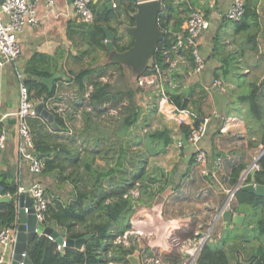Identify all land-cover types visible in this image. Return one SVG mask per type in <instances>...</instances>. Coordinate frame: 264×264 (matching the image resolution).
<instances>
[{"label":"trees","instance_id":"1","mask_svg":"<svg viewBox=\"0 0 264 264\" xmlns=\"http://www.w3.org/2000/svg\"><path fill=\"white\" fill-rule=\"evenodd\" d=\"M161 1L166 9L170 8L169 11H173L171 7L174 0ZM91 10L94 14L92 22L82 23L71 20L66 25V32L70 39H73L74 35H79L87 44V47L79 51L75 59H81L85 53L89 54L96 49H106L102 26L114 13L105 12L102 16L95 15L92 3ZM135 11L136 3L132 1L131 6L126 10L130 18L129 25L134 23L131 15ZM256 16L251 1L245 0L244 15L239 21L242 23L240 27L245 26L243 22L247 19L253 20ZM181 24L182 20L177 23V26L180 27ZM160 27L166 31V34L157 43L148 66L139 75L155 74L159 86L157 89L149 90L138 85L119 86L114 83L95 81L92 83V90L85 97L84 80L91 77L95 71L104 74L112 68L120 72V77H124L121 66L115 64H107L100 69L87 66L77 72H70V80L77 85L79 97L77 104L72 105V111L80 110L81 126L79 128L70 130L67 126L73 114L69 110L63 115L53 113L58 130L49 128L38 116L27 119L32 134L34 155L42 162L38 174L41 177L48 175L53 179L57 189H65L60 194L57 191L53 192L49 186L44 189L49 201L44 211L42 225L55 229L67 239L76 240L87 235L91 236L81 249L65 246L62 251L57 250L55 240L44 235L36 236L26 249L32 264H107L109 262L129 264L127 256L133 254L136 247L134 245L126 247L123 243H115V241L130 229L127 217L134 208L137 205L152 202L167 186H172V192L164 200L162 215L173 218L191 216V229L180 232L178 236L199 239L208 231L219 211L222 201L219 195L220 186L223 189L232 187L245 168L239 141L247 140V132L241 127H232L223 133L216 132L211 137L213 147L208 159L221 157L220 165L215 172V181L211 180L208 174H200V167L195 162L196 151L193 147L180 173H177L175 169L168 174L157 166L149 167L150 160L165 155L173 141L172 128L167 126L131 135V131L140 122L141 117L136 96L150 94L155 100L162 95V90L166 91L168 88L167 81H164L169 69L167 56L173 52L178 43L177 38L172 36V31L180 29L174 27L172 30H167L165 21L160 23ZM111 30L114 31V29ZM185 38L186 35L181 44L182 47L186 46ZM113 45L116 51L123 52L132 45V40L120 44L117 39H114ZM189 50L187 49L193 64ZM48 62V58H41L34 54L26 62L22 72L30 98L44 105L56 96L54 87L49 90L40 81L52 75L50 71L42 68V65H48ZM258 92L259 88H254L247 97L252 108L255 98L260 96ZM166 95L169 103L176 108L186 109L185 101L181 102L179 98L173 97L168 92ZM208 106L206 97L199 101L198 114L194 112L195 125L203 121L202 117L205 115L203 108ZM110 110H114L115 113L111 114ZM151 112L152 109H149L144 119H141L143 128L144 124H148ZM256 115L258 117L262 115L260 109ZM178 131L187 139L188 126L179 125ZM260 141L264 145V135ZM179 142L183 154L185 147L181 141ZM247 145L255 147L257 143L249 140ZM257 165L258 169L254 170L253 181L255 184L264 186V151L261 152ZM176 175L177 180H175ZM250 181L252 179L248 175L245 183ZM16 191L15 176L10 171L5 174L0 173V192L14 195ZM124 195H126L125 198ZM65 196L67 197L64 198ZM107 198H111L112 201L107 203L105 201ZM228 206L232 212L244 214L245 219L247 214L248 217H256L252 222L259 234L264 235V195L251 193L239 187L235 190ZM16 220L14 200L0 199V229L15 226ZM220 225L221 219L218 218L209 231L207 240L197 252L195 264H233L231 255L237 258L241 256L236 246H233L234 240L237 239L233 231L225 229L220 237L212 240L216 238ZM244 226L248 227V224L244 222ZM195 229L198 231L197 236L194 235ZM246 229L249 230V228ZM241 246L244 248V245L240 244L239 249ZM262 250L264 251L263 247ZM141 255V264H184L188 256L186 252L181 253L175 248L169 254H161L158 263L155 262L158 259L148 248L143 250ZM145 255L151 257L152 261H144ZM253 257H250L248 264L263 262L264 256H258L255 259Z\"/></svg>","mask_w":264,"mask_h":264},{"label":"crops","instance_id":"2","mask_svg":"<svg viewBox=\"0 0 264 264\" xmlns=\"http://www.w3.org/2000/svg\"><path fill=\"white\" fill-rule=\"evenodd\" d=\"M132 1L137 4L147 0L92 1L95 15L100 14L102 16L105 12L114 13L112 17L110 16L106 19V24L102 26V29L104 27L113 33L114 39H117V42L120 44L128 43L129 40H132L133 43V38L129 30L135 26V21L133 19L134 14L131 15L134 23L133 25H129L130 18L126 13V10L131 6ZM250 1L251 5L255 8L257 16L253 20L247 19L243 22V24H245V26L243 25V28L240 27V24L242 23L230 21L225 17L229 8L230 0H174L171 7L173 9L172 12L169 11L170 8L166 9L161 1L162 13L158 22V28L164 36L166 31L160 27L162 21L166 22L167 30H172L174 27L180 29L179 31H172V36L177 38L178 43L174 47L173 52L167 56L169 69L167 70V74L165 75L166 78L164 79V81H167L168 88L166 91L173 97L179 98L181 102L185 101L186 110L192 114H194V112L198 114V103L202 98L206 97L208 99V108H203L205 115L202 118L203 120H206V131L200 142V146L204 149L206 154L207 170L211 180L215 181V172L219 167L221 160L220 156L208 159L210 157L209 153H211L213 147L211 141L212 135L214 136L216 132L223 133L232 127H241L247 132V140L244 139L239 141L243 153L242 160L246 164L245 168L241 171L237 182L232 187L223 189L220 186L219 195L222 200L221 205L214 221L205 233H209L218 218L221 219V225L218 228L216 238H212V240L220 237L225 229L234 232L236 229L244 226V222L248 224V228L251 231L250 236L245 239L236 237L237 239L233 242V246H236L241 255L240 257L238 256V258L235 255H231L233 264H235V261H237V264H248L250 257L254 256L253 258L255 259V257L258 256H264V251L262 250V247L264 248V235L259 234L255 228V224L252 222L255 221L256 217H248L247 214L245 219L244 214L234 213L228 206L229 201L234 196L236 187L239 188L254 183V169L249 168L264 149V145H262L260 141L264 135V0ZM191 10L201 12L209 21V27L204 30L198 38V49L204 62V67L200 73L194 71V61L192 64L187 51V49H190L187 42L185 47L181 46L184 37L187 34L185 23L188 13ZM38 12L41 16L39 24L36 26H25L22 31L17 34V40L21 46V55L18 58L16 66L23 72L26 62L34 54H37L41 58H48V65L43 64L42 68H45L52 73L50 77H54V79L51 89L54 87L56 96L54 99L52 98L48 100L46 105L42 102L33 101L31 99L34 106L41 103L44 108L52 114L58 113L63 115L67 110H69V112L72 111V105L77 104L79 97L77 94V85L70 80V72H77L87 66L98 67L97 69H100L107 64H115L121 66L124 77H120V72L115 71L112 68H109L104 74L95 71L91 77H87L84 80L86 87L85 97L88 92L92 90V83L95 81L109 82L111 84L114 83L119 86L128 85V83L123 84V81H128L133 85L132 87L138 85L136 80L140 77L139 75L145 67L148 66L150 57L141 63L136 62L132 54H130V51H128L132 45L123 52L116 51L114 45L111 50L107 49L105 45V50L96 49L89 54L85 53L81 59H75L78 57L79 51L84 50L87 47V44L79 35H74L73 39H70L67 35L66 25L68 21L76 20L77 22H82L76 17L71 2L69 0H55L54 10L50 13L46 12L42 4H38ZM181 20L182 24L179 27L177 26V23ZM111 29H114V31ZM105 41L106 38L104 44ZM215 81L218 82V85L215 84ZM0 86L1 111L4 113L13 112L17 107L18 101V81L12 66L6 65L0 69ZM46 87L51 90L48 86ZM158 87L159 86L156 82L153 86H147L145 88L152 90L157 89ZM254 88H259L258 93L260 96L259 98L258 96L255 98V103L252 108L247 97ZM166 91L162 90V95L155 100L151 98L150 94H141L143 103L140 104L137 98L136 102L141 109V116H143V118L140 117V122L141 119H144V115L149 109H152V112L148 118V122L151 120L152 113L155 111L166 118V121L170 119L169 121L171 122L170 126H166L172 128V144L165 155L156 157V159L170 158L171 165L169 163L170 166H166L159 162L157 163L156 160H152L154 163H149V167L157 166L162 168L168 174H171L175 169L177 170V173H180L185 167L184 161L186 160L188 153L191 152V147L193 146L187 142V139L186 142H184L183 134L178 131V126L180 124L178 123L177 118L173 117V115H176V106L168 103ZM242 97L243 99H241ZM259 109L262 114L260 117L256 115ZM72 113L73 114L67 122V126L70 130L81 126L80 110L72 111ZM110 113L113 114L115 111L110 110ZM35 116L38 115L35 114ZM38 117L41 118L40 116ZM41 119L49 128L58 130V126L56 129L52 128L43 118ZM15 121L14 117H12L0 123V130L3 129L6 133L5 148L0 150V173L5 174V172L10 171L15 176L17 187L23 186L26 188L32 183L39 182L43 185L44 189L49 186L53 192L57 191V193L60 194L61 192L56 188L51 177L48 175L41 177L38 173L35 174L31 172L29 162L19 155L17 151V127ZM143 130L145 131L146 129ZM249 140L257 143V146L249 147L247 145ZM179 141H181L183 147H185L183 153L185 155L182 154ZM31 152L33 156L37 158L34 155L33 141ZM248 175L251 177L252 181L245 183ZM175 180H177V175ZM171 192L172 186H167L161 194L155 197L152 201L153 203L150 202L137 205L131 213L132 215L130 214L127 217L130 229L126 230L123 235L118 237L115 241V243H123L126 247L134 245L136 247L134 249V254L138 257L139 261L140 256H142L141 252L146 248L151 250V253L155 255L157 259L160 258L161 254L170 253L160 250V248L159 250H154V247L148 244L149 241L147 242L145 240V242L140 243V241L137 240L138 237L137 239L134 238V233L141 234V230L135 232V229H139L140 226L145 229L144 233L150 237L153 233L151 226L152 222H156L160 226L168 223L169 228L172 229L173 232L172 237L177 240V244H191L192 242H195L190 237L180 238L178 236L180 232H187L191 229V216L173 218L164 217L162 215V205ZM232 192L233 195L229 198V194ZM133 193L136 194V192ZM22 195L29 198L28 194ZM20 196L21 195L15 197L14 202L16 208L20 204ZM66 197L67 196L64 198ZM123 197L125 198L126 195ZM25 200L26 199L23 200V203H25ZM105 201L109 203L112 199L107 198ZM226 206H228L232 215H240L242 220L240 222H234L232 219L227 220L223 216V211ZM16 218V225H18V212L16 213ZM138 218L140 220L143 218V224H140L141 221ZM40 226L42 228L48 227L43 226L42 224ZM53 230L56 231L55 229ZM56 232L59 233L58 231ZM40 235L44 234L41 233L36 236ZM131 235H133V238ZM194 235H198L196 229L194 230ZM87 236H89V238L91 237L90 235ZM149 240L151 243H155V240H152L151 238H149ZM240 244L244 245L245 250L242 246L239 249ZM83 245L80 248H72L81 249ZM3 251L6 257V262L4 264H11L13 246L6 247ZM144 261L151 262L152 258L145 255ZM155 262L158 263L159 259L155 260ZM107 264L117 263L109 262ZM192 264H194V260ZM261 264H264V258Z\"/></svg>","mask_w":264,"mask_h":264},{"label":"built area","instance_id":"3","mask_svg":"<svg viewBox=\"0 0 264 264\" xmlns=\"http://www.w3.org/2000/svg\"><path fill=\"white\" fill-rule=\"evenodd\" d=\"M72 4V8L77 18L82 22H90L94 19L93 12L91 10V3L93 0H69ZM38 4H42L46 12L50 13L54 10L55 0H0V69L6 65H10L14 68V72L18 81V101L17 107L13 112L4 113L1 111V86H0V123L8 118L14 117L17 127V151L19 155L29 162L30 171L37 174L41 170L42 162L35 158L31 152L32 150V138L29 129L26 124V120L29 117L35 116L34 103L30 98L29 90L24 83V76L22 71L17 68L16 64L18 58L21 55V46L17 40V34L22 31L25 26H36L41 20V16L38 12ZM244 15V0H230L228 11L225 15L226 19L234 22H239ZM209 27V21L205 16L197 11L191 10L188 14L185 30L186 42L190 48V52L194 61V71L200 73L204 67L203 58L200 55L198 49V38L200 34ZM139 86H153L157 82V76L155 74L140 76L136 80ZM218 85V82L215 81ZM167 100V98H166ZM169 103V101H168ZM177 121L180 125H186L189 127V133L187 135V142L195 148V162L200 167V173L203 175L208 174L206 154L204 149L201 148L200 142L206 131V120L201 121L197 125L194 124V114L186 109H176ZM6 133L3 129L0 130V150L5 148ZM264 151V149H263ZM262 151V152H263ZM261 155V154H260ZM260 155L254 160L249 169H258L257 160ZM248 172V170H247ZM246 172V173H247ZM238 187L235 188V190ZM28 194L31 204L30 206L24 205L23 211L28 214L31 210L35 216L38 225H41L44 218V211L48 205V199L46 198L44 187L39 182L32 183L29 187L18 186L14 195H10L8 192H0V199L15 200L16 196ZM233 195V192L229 194V198ZM19 210V206L16 208V213ZM139 219V218H138ZM140 220V219H139ZM141 221V222H140ZM140 224H143V218L140 220ZM152 229L156 232L159 231L162 243L160 248L165 252H170L177 245V240L172 237V229L169 228L168 223L166 225H158L156 222H152ZM158 226V227H157ZM17 225L6 226L0 229V264L6 262V257L3 249L13 246L15 242ZM170 231L169 234L167 232ZM36 233L39 232L36 229ZM47 238L52 239L50 236ZM208 234L201 236L199 244L197 245V252L202 244L207 240ZM148 239V238H147ZM150 242V240L148 239ZM149 244V243H148ZM65 243L57 244L56 248L62 251L65 247ZM129 264H141L138 257L133 253L127 256ZM192 260V259H191ZM192 264L193 261H190ZM18 264H23L19 262Z\"/></svg>","mask_w":264,"mask_h":264},{"label":"water","instance_id":"4","mask_svg":"<svg viewBox=\"0 0 264 264\" xmlns=\"http://www.w3.org/2000/svg\"><path fill=\"white\" fill-rule=\"evenodd\" d=\"M162 13V5L160 0H147L136 4V11L133 15L135 21V26L129 31L133 38L132 46L129 48L130 54L136 62H142L148 57H151L157 43L163 39V33L158 28L159 17ZM105 31V45L106 48L113 49V39L114 34L108 29L104 28ZM54 77H44L40 81L45 86L50 89L52 87ZM34 113L41 118H43L52 128H57L54 122V117L51 112L44 108L43 104H37L34 106ZM183 141L186 142V138L183 135ZM243 190L255 193L258 195H264V186L250 183L242 186ZM25 203H23V200ZM8 200V199H4ZM30 199L25 196H20V204L18 210V225L15 234V242L13 244V257L11 264H18L22 262L23 264H32L30 258L26 254L27 245L35 238L37 235L36 229L46 236H50L56 241V243H65L66 246L80 248L84 242L89 238V236H84L82 238L72 240L62 237L59 233L54 231L50 227L42 228L37 224L34 214L30 210L28 214L23 211V206H30ZM223 216L234 222H240L242 217L240 215H232L228 206L223 211ZM193 261V259H192ZM195 264V263H194Z\"/></svg>","mask_w":264,"mask_h":264},{"label":"rangeland","instance_id":"5","mask_svg":"<svg viewBox=\"0 0 264 264\" xmlns=\"http://www.w3.org/2000/svg\"><path fill=\"white\" fill-rule=\"evenodd\" d=\"M130 80V79H129ZM125 83H128V86H133L132 84H130V82H128V81H123V84H125ZM137 100L139 101V103L140 104H142L143 103V99H142V95H137ZM140 99V100H139ZM142 118H143V116H141ZM173 117H176L177 118V116L176 115H173ZM166 118H164L161 114H159L157 111H155L154 113H152V116H151V120L148 122V124L146 125V124H144V128L142 127V122H139V123H137V125L134 127V129L131 131V135H135V134H137V133H141V132H143L144 130L143 129H146V130H154V129H161V128H163V127H165L166 125L167 126H170L171 125V122L169 121L170 119H168V121H166L165 120ZM152 160H156V162L158 163H160V164H163V165H169V163H170V158L168 159V158H166V159H164V158H154V159H151V161H150V163H154ZM170 165H171V163H170ZM169 165V166H170ZM64 190L65 189H59V191L60 192H64ZM153 203V202H152ZM151 203V204H152ZM132 215V214H131ZM140 226V225H139ZM137 227V226H136ZM158 227V226H157ZM246 228H248V227H246V226H242L241 228H239V229H236L235 231H234V236L235 237H237V238H242V239H245L246 237H249L250 236V230H247ZM139 230H141L140 231V233L141 234H133L135 237L134 238H136L137 239V237H138V239L137 240H139L140 241V243L141 242H145V240L148 242V239L149 238H151L152 240H155V243H151V242H149V244L152 246V247H154L153 249L155 250H159V248H160V244L162 243V241L163 240H161V238H160V234H159V231L157 230L156 232L154 231V229H152L153 230V233H152V235H150V237L148 236V235H146V233H144V230L145 229H143L141 226H140V228L139 229H135V232H139ZM170 233V231H168L167 232V234H169ZM173 234V233H172ZM133 235H131L132 236V238H133ZM204 235V234H203ZM202 235V236H203ZM130 236V235H129ZM149 237V238H148ZM264 237V236H263ZM148 238V239H147ZM195 242H192L191 244H181V245H179V244H177V245H175V249L176 250H178L179 252H186L187 253V257H186V259H185V264H190L191 262L190 261H192L191 259H195V256L193 255V254H195V252H196V250H197V245L199 244V240L198 239H196V240H194ZM160 250H163L162 248H160ZM163 251H165V250H163ZM193 263V262H192Z\"/></svg>","mask_w":264,"mask_h":264}]
</instances>
